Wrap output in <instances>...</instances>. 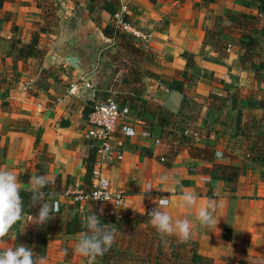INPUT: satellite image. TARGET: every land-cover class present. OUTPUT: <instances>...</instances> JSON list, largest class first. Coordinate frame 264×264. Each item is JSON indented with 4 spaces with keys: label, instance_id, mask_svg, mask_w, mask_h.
Listing matches in <instances>:
<instances>
[{
    "label": "crops",
    "instance_id": "crops-1",
    "mask_svg": "<svg viewBox=\"0 0 264 264\" xmlns=\"http://www.w3.org/2000/svg\"><path fill=\"white\" fill-rule=\"evenodd\" d=\"M120 3L124 20L133 23L148 40L104 34L112 44L100 52L96 69L84 76L75 67L47 57L58 55L64 41L81 35L79 22L82 26L92 22L101 31L113 24L111 16L101 9L102 0H5L0 9V168L13 171L23 190H28L31 177L46 174L52 181L45 189L49 194L46 198L59 206L54 218L41 226L30 219L38 215L40 206L33 207V213L20 221V232L49 230L48 264H86V258L73 253L79 233L86 230L84 217L93 212L102 224L114 225L112 248L124 251L138 243L136 231L157 232L148 213L157 197H170L166 211L173 221H192L188 242L195 244L197 255L211 264H264V156L244 160L247 165L241 162V174L230 183L202 172L210 164L193 161L186 146L213 147L216 153L219 135H229L227 132L235 139L250 135L248 132L264 136V70L260 71L261 79L255 77L257 66L241 68L240 31L230 28L225 19L229 11L259 15L264 0ZM215 17L221 18L219 37L228 43L226 58H219L204 42ZM40 27L44 29L39 38L41 54L16 60L11 41L27 44ZM261 46L264 62V42ZM183 53L191 56L188 64L181 57ZM131 66L183 81L188 95L202 108L195 121L183 123L178 114L182 94L154 78H141L140 97L150 105L149 110L143 111L142 117L134 110L125 115L129 132L119 136L123 158L119 162L110 159L102 167V176L125 194L123 205L111 218L105 206L83 198L88 193L85 176L91 148L82 132L90 103L107 99L121 103L125 96L133 95L132 88L137 87L126 81ZM179 72L185 76H177ZM73 84L79 91L68 95ZM158 107L173 115L169 125H158ZM226 152L220 158L215 155V160L241 166L234 162L235 154ZM163 175L170 177L166 184L160 183ZM147 183L153 190L144 195ZM182 190L197 194L196 207H181ZM209 201L217 205L218 224L206 229L195 217L198 208ZM135 215L148 223L136 220ZM75 216L80 231L55 232L57 220L66 225ZM14 240L12 229L0 250L14 248ZM97 264H103L100 258Z\"/></svg>",
    "mask_w": 264,
    "mask_h": 264
},
{
    "label": "trees",
    "instance_id": "trees-1",
    "mask_svg": "<svg viewBox=\"0 0 264 264\" xmlns=\"http://www.w3.org/2000/svg\"><path fill=\"white\" fill-rule=\"evenodd\" d=\"M5 0H0V9L2 8ZM204 4L213 3L215 0H202ZM101 9L106 11L113 20V24L108 25L104 28L103 32L105 35L109 37H114L122 34L124 36H130V34L121 31L118 27L115 26V15L120 13L121 3L120 0H102ZM123 16V15H122ZM125 16H123L124 18ZM226 22L230 25V28H234L240 31V50H241V68H246L248 64L252 66H257L255 68V77L261 78L262 74L260 71L264 70V62L262 61V46L261 42H264V7H259V15H251L245 13H232L228 12L226 15ZM215 23L211 29L206 30L204 42L205 44L211 46L215 53L219 56V58H226L228 55V43L226 40H223L219 37V26L221 23V18L215 17ZM44 29L42 27L38 28L37 31H34L32 34V38L29 43L24 44L20 40H12L10 43L11 51L14 52L16 60H25L31 57H38L41 52L39 50V38L40 32H43ZM134 38V37H132ZM188 64V61L191 56L183 53L181 55ZM129 77H127L129 85L131 87L136 86L137 88H132L133 95H127L120 104L126 106L129 111H136L139 116L143 113V111L149 110V104L147 101L142 99L140 96L142 95L143 87L141 85V78L148 76L158 80L162 83L167 89L175 90L182 94V100L179 109V117L183 123H187L188 121H195L199 112L201 111V105L195 102L191 96L188 95L187 91L184 87V82L181 80H177L174 77L170 79H164L162 75L157 74L153 71H149L148 69H141L140 67L131 66L129 68ZM206 74V73H205ZM177 76H185V73H177ZM126 78V77H125ZM263 78V77H262ZM261 78V79H262ZM90 108H88V113L91 111L94 103H90ZM158 111V125L160 127L169 125L171 122V118L173 115L170 113H162L163 110L161 108H157ZM142 117V116H141ZM171 134V133H170ZM187 142V141H186ZM187 151L189 157L193 161L209 163V167H203L201 169L202 172L209 174L215 180L227 181L230 183H234L238 176L242 172L241 166H232L230 164L221 163L215 160V150L213 147H198L191 143H186ZM93 152L91 151V157L89 159L87 174L85 176V187L87 189L86 192H89L91 186V174L93 169ZM193 169V168H191ZM20 195L24 201V215H30L33 213V207H30V193L28 190L21 189ZM134 218L138 221H143L148 223V221L144 220L142 216L135 215ZM20 221L17 222L12 229L15 230V240L14 247L16 245H26L33 249L35 253L40 254L41 256L46 255V247H47V237L49 235V230H43L39 233L29 232L26 235H23L20 232L19 228ZM81 230V226L78 222L77 216L73 217L71 221H68L66 225L60 223L57 220L55 226V232L57 233H75ZM173 238V237H171ZM24 242V243H23ZM190 245H193L196 254L195 244L193 242H189ZM128 251L117 250L112 248L102 257H98L101 259L103 264H123L121 263L123 259V254ZM196 259L205 260L201 256L196 254ZM210 262V261H209ZM211 264V263H210Z\"/></svg>",
    "mask_w": 264,
    "mask_h": 264
},
{
    "label": "clouds",
    "instance_id": "clouds-1",
    "mask_svg": "<svg viewBox=\"0 0 264 264\" xmlns=\"http://www.w3.org/2000/svg\"><path fill=\"white\" fill-rule=\"evenodd\" d=\"M170 180L168 175L160 177V183L166 184ZM52 181L46 174H38L30 178L28 191L30 193V207L39 205L38 215L30 216L37 226L45 225L54 218L53 213L59 211V206L51 199H47L45 189ZM153 190L152 184L147 183L144 195ZM21 186L18 177L11 170L0 168V245H4L6 237L11 233L13 226L24 218V201L20 195ZM199 197L194 191L182 190L179 195L181 207L191 210L197 205ZM103 200V199H101ZM155 207L148 213L149 223L155 228L158 235L166 242L168 237L175 236L180 242H188L192 233V221L187 218L176 219L166 211L170 205V197H157L153 201ZM217 205L209 201L200 206L195 220L201 227L210 229L217 227L215 213ZM85 231L78 235L73 253L86 258V264H97V258L105 255L115 242L116 229L114 225L102 224L93 212L82 220ZM67 254V253H65ZM0 264H48L47 258L35 253L26 245H16L0 250Z\"/></svg>",
    "mask_w": 264,
    "mask_h": 264
},
{
    "label": "built area",
    "instance_id": "built-area-1",
    "mask_svg": "<svg viewBox=\"0 0 264 264\" xmlns=\"http://www.w3.org/2000/svg\"><path fill=\"white\" fill-rule=\"evenodd\" d=\"M114 24L135 39L140 38L143 42H147V36L143 35L133 23L124 20L121 13L115 15ZM78 91V85L73 84L67 94L75 95ZM128 113L129 109L114 99L95 102L87 115L86 127L82 132L83 139L87 141L94 155L90 190L83 198L105 206L106 215L111 218L117 215L123 205L125 194L102 176V167L110 159L119 162L123 158L119 136L129 132V126L124 121ZM155 143L159 144L160 141L156 140ZM115 150L120 151L114 154Z\"/></svg>",
    "mask_w": 264,
    "mask_h": 264
},
{
    "label": "rangeland",
    "instance_id": "rangeland-1",
    "mask_svg": "<svg viewBox=\"0 0 264 264\" xmlns=\"http://www.w3.org/2000/svg\"><path fill=\"white\" fill-rule=\"evenodd\" d=\"M208 103L212 105L211 98ZM227 133L230 136L219 135V142L217 141L219 151L215 153L217 158L222 157L223 154H226V151L229 150L230 153L236 155V160L234 162H236L237 165H242V163L246 164L244 160H256L264 156V136H257L258 134L248 132L250 135L235 139L231 136L233 135L231 131ZM138 234V243L135 246L131 244V247L129 246L130 248L125 249V251L127 250L128 252L123 254L121 263L210 264L209 261L195 258V250L193 245H190L189 242L182 243L174 237H168L165 242L157 232L146 233L144 231H136V235ZM151 236L155 237V239L151 240Z\"/></svg>",
    "mask_w": 264,
    "mask_h": 264
},
{
    "label": "water",
    "instance_id": "water-1",
    "mask_svg": "<svg viewBox=\"0 0 264 264\" xmlns=\"http://www.w3.org/2000/svg\"><path fill=\"white\" fill-rule=\"evenodd\" d=\"M78 25L81 35L64 41L58 55H50L47 59L65 62L75 67L84 76L96 69L100 52L112 44V39L94 27L92 22L84 26L79 22Z\"/></svg>",
    "mask_w": 264,
    "mask_h": 264
}]
</instances>
